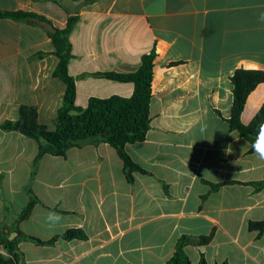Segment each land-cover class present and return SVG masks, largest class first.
<instances>
[{"label": "crops", "instance_id": "crops-1", "mask_svg": "<svg viewBox=\"0 0 264 264\" xmlns=\"http://www.w3.org/2000/svg\"><path fill=\"white\" fill-rule=\"evenodd\" d=\"M0 11L35 13L57 29L71 15L56 0H0ZM262 12L264 0H94L79 7L69 64L77 106L92 97H131L133 83L93 74L132 72L157 53L151 128L145 141L126 146L147 173L129 182L114 148L84 143L65 158L45 155L33 177L40 143L0 127V233L21 238L15 223L35 196L39 203L19 230L43 242L59 237L50 245L20 239L22 264H166L183 236L211 237L186 247L194 264L203 256L208 264H264V233L249 227L264 221V186L255 185L264 182V161L228 122L233 74L264 71ZM54 53L40 24L0 18V126L33 106L42 124L55 127L65 85L54 76ZM263 104L264 83L249 95L241 122L251 124ZM71 229L87 238L60 237Z\"/></svg>", "mask_w": 264, "mask_h": 264}, {"label": "trees", "instance_id": "trees-1", "mask_svg": "<svg viewBox=\"0 0 264 264\" xmlns=\"http://www.w3.org/2000/svg\"><path fill=\"white\" fill-rule=\"evenodd\" d=\"M92 1L94 0H87L85 4ZM56 2L61 4L59 0H56ZM0 18L31 22L35 25H39L40 21L45 20L40 15L24 11H0ZM79 20L78 13L70 15L64 29H58L55 35L50 34L55 45L54 54L59 58L54 76L65 85L63 105L57 112L55 129H50L49 126L39 121L38 109L33 106L21 107L18 120H6L0 127L4 131L19 132L40 143L39 153L33 165V177L36 175L39 163L45 155L65 158L70 149L89 143L94 146L108 144L114 148L124 163L127 179L129 182H134L133 174L135 172L146 174L147 171L133 161L126 151V146L145 141L151 128L150 104L157 53L153 50L144 55L139 69L132 72L93 74L95 77L111 81L133 83L135 89L131 97L117 95L109 98L92 97L86 108L77 106V83L75 77L69 72V64L73 58L70 36ZM43 54L45 53H39L40 56ZM231 82L233 86V105L228 122L231 130L240 133L252 145L259 123L264 122V104L249 125H244L241 122V115L249 95L257 86L264 83V71L239 69L231 77ZM249 152L254 153L252 147ZM255 185L260 188L264 186V182ZM219 186L221 185H214V188L216 189ZM38 203V198L32 196L25 209L18 216L15 230L19 232L20 239L31 240L39 245H50L55 243L59 237L49 242H43L23 234L18 227L21 222L31 216L33 208ZM249 227L252 231L259 232L260 235L264 233V221L252 222ZM60 237L65 240H84L87 235L82 230L71 229ZM20 239L10 240L9 235L0 233V244L6 252L5 254L0 253V264L23 263L19 250ZM210 241L211 237L207 236L181 237L176 245L174 255L166 264H194L186 252V247L188 245L204 246L209 244ZM197 264L208 263L203 256Z\"/></svg>", "mask_w": 264, "mask_h": 264}, {"label": "clouds", "instance_id": "clouds-1", "mask_svg": "<svg viewBox=\"0 0 264 264\" xmlns=\"http://www.w3.org/2000/svg\"><path fill=\"white\" fill-rule=\"evenodd\" d=\"M261 22H264V12L260 14L259 17ZM203 130V129H202ZM253 152L255 153V156L261 160L264 161V122L259 123L258 130L256 132L255 140L251 145ZM230 146L226 150L229 151ZM48 219H55L59 220V216H57L55 213H49Z\"/></svg>", "mask_w": 264, "mask_h": 264}, {"label": "water", "instance_id": "water-1", "mask_svg": "<svg viewBox=\"0 0 264 264\" xmlns=\"http://www.w3.org/2000/svg\"><path fill=\"white\" fill-rule=\"evenodd\" d=\"M86 1L87 0H62L61 4L71 15H76L78 13L79 7L85 4ZM39 24L52 35H55L58 32V29L47 20H42L39 22ZM13 235L10 237V239H13Z\"/></svg>", "mask_w": 264, "mask_h": 264}, {"label": "rangeland", "instance_id": "rangeland-1", "mask_svg": "<svg viewBox=\"0 0 264 264\" xmlns=\"http://www.w3.org/2000/svg\"><path fill=\"white\" fill-rule=\"evenodd\" d=\"M52 122L53 121H50V123H49L50 125L49 126H50V128H55Z\"/></svg>", "mask_w": 264, "mask_h": 264}]
</instances>
